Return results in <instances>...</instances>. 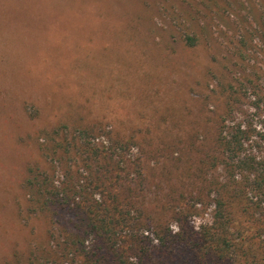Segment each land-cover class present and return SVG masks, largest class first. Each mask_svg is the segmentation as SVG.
I'll return each mask as SVG.
<instances>
[{
    "label": "rangeland",
    "instance_id": "obj_1",
    "mask_svg": "<svg viewBox=\"0 0 264 264\" xmlns=\"http://www.w3.org/2000/svg\"><path fill=\"white\" fill-rule=\"evenodd\" d=\"M246 79L264 89V0H0V264H27L18 256L33 226L43 231L22 183L31 166H50L47 136L87 127L132 138L134 152L160 149L144 153V174L163 196L168 155L187 159L204 143L225 116L224 86L247 87L235 122L264 133V95Z\"/></svg>",
    "mask_w": 264,
    "mask_h": 264
},
{
    "label": "trees",
    "instance_id": "obj_2",
    "mask_svg": "<svg viewBox=\"0 0 264 264\" xmlns=\"http://www.w3.org/2000/svg\"><path fill=\"white\" fill-rule=\"evenodd\" d=\"M246 82L259 102L264 89ZM241 88L223 87L225 116L200 148L192 141L187 159L169 152L163 196L159 182L145 180L147 152H134L132 138L103 140L87 127L47 136L40 150L50 166H31L22 183L24 211L43 231L33 226L18 257L27 264H264V154L254 150L264 146V133L235 122V105L248 96ZM208 209L210 220L193 225Z\"/></svg>",
    "mask_w": 264,
    "mask_h": 264
}]
</instances>
